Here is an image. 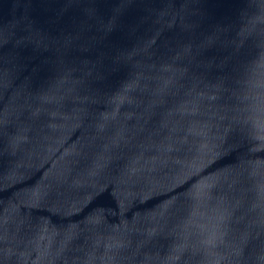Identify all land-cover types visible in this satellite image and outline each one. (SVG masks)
Segmentation results:
<instances>
[{"label":"water","instance_id":"obj_1","mask_svg":"<svg viewBox=\"0 0 264 264\" xmlns=\"http://www.w3.org/2000/svg\"><path fill=\"white\" fill-rule=\"evenodd\" d=\"M0 264H264V0H0Z\"/></svg>","mask_w":264,"mask_h":264}]
</instances>
